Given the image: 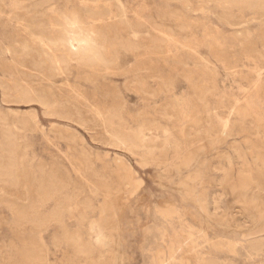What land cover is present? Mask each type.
<instances>
[{"label":"rangeland","instance_id":"rangeland-1","mask_svg":"<svg viewBox=\"0 0 264 264\" xmlns=\"http://www.w3.org/2000/svg\"><path fill=\"white\" fill-rule=\"evenodd\" d=\"M8 137L21 184L0 181V264L31 238L48 264H153L173 232L190 238L189 264H264V191L238 188L264 189L249 155L264 156V3L0 0V158ZM47 173L73 194L65 227L38 235L9 204Z\"/></svg>","mask_w":264,"mask_h":264},{"label":"bare ground","instance_id":"bare-ground-1","mask_svg":"<svg viewBox=\"0 0 264 264\" xmlns=\"http://www.w3.org/2000/svg\"><path fill=\"white\" fill-rule=\"evenodd\" d=\"M97 1V0H96ZM215 1V0H214ZM239 1V0H238ZM252 1V0H251ZM254 1H258L261 3H264V0H254ZM225 2V1H224ZM234 2V1H233ZM242 2V1H241ZM249 3V2H248ZM251 3V2H250ZM186 5V4H185ZM248 5V4H247ZM249 6V5H248ZM256 7V6H255ZM244 8V7H242ZM247 8V6H246ZM249 8V7H248ZM222 9V8H221ZM260 10V9H259ZM96 13H98L97 11H95ZM172 12V11H171ZM224 13V12H223ZM118 14V13H117ZM219 16V15H218ZM118 17V16H117ZM122 17V16H121ZM104 18V17H103ZM231 20V18H230ZM40 23V22H39ZM142 23V22H141ZM143 24V23H142ZM52 27V26H51ZM56 27V26H55ZM30 33V32H29ZM96 34V33H95ZM103 36V35H102ZM114 36V35H113ZM116 36V35H115ZM127 38V37H126ZM129 39V38H128ZM162 39V38H161ZM160 39V40H161ZM110 40V39H109ZM125 40V39H124ZM123 41V40H122ZM127 41V40H126ZM125 41V42H126ZM163 41V39H162ZM152 42V41H151ZM156 42V41H155ZM154 42V43H155ZM42 43V42H41ZM129 43V42H128ZM132 43V42H131ZM100 44V43H99ZM130 44V43H129ZM128 44V45H129ZM136 44V43H135ZM157 44V43H156ZM153 45V44H152ZM123 46V45H122ZM131 46V45H130ZM137 46V44H136ZM135 46V47H136ZM158 46V45H157ZM156 46V47H157ZM76 47V45H72L71 49L74 51V48ZM153 47V46H152ZM50 49V48H48ZM91 49V48H90ZM98 50V49H97ZM51 51V50H49ZM106 51V50H105ZM54 53V52H53ZM52 53V54H53ZM71 53V52H70ZM83 53V52H82ZM67 54V52H66ZM74 55V54H72ZM77 55V54H76ZM55 56V55H54ZM57 56V55H56ZM59 56V55H58ZM54 58V61L57 63H60L59 59ZM68 56V55H66ZM70 56V55H69ZM261 56V55H260ZM60 57V56H59ZM81 57V55H80ZM79 57V58H80ZM82 58V57H81ZM87 58V57H86ZM85 58V60H86ZM102 58V56H101ZM112 58V57H111ZM75 59V58H74ZM84 59V58H82ZM94 59V58H93ZM51 60V59H50ZM43 61V60H42ZM41 61V62H42ZM67 61V60H66ZM90 61V59H89ZM92 61V60H91ZM97 62V59L95 60ZM94 61V62H95ZM102 61V60H101ZM39 62V61H38ZM87 62V60H86ZM93 62V63H94ZM109 62V61H108ZM53 63V62H52ZM88 63V62H87ZM56 64V63H54ZM91 64V62H90ZM112 64V63H111ZM40 65V64H39ZM90 66V65H89ZM39 67V66H38ZM59 68V67H58ZM50 69V68H49ZM58 70V69H57ZM257 83V82H256ZM207 90V89H206ZM19 91V90H18ZM210 91V90H209ZM147 92V91H146ZM41 94V92H40ZM39 94V95H40ZM36 97V96H35ZM41 97V95L39 96ZM43 98V97H42ZM206 100V99H205ZM40 101V100H39ZM42 101V100H41ZM52 107V106H51ZM115 108H113L114 110ZM56 114V113H55ZM106 118V117H105ZM119 118V117H117ZM108 120V119H106ZM111 120V119H110ZM225 121V120H224ZM105 122V121H104ZM107 123V124H106ZM104 124H106V126L110 125L108 122H106ZM126 125V124H125ZM105 126V125H104ZM122 126V125H121ZM109 128V127H108ZM123 128V127H122ZM108 130V129H107ZM110 130V128H109ZM108 130V131H109ZM124 131V130H123ZM129 131V130H128ZM132 131V130H131ZM131 131H129L131 133ZM9 134V131H7ZM111 132V131H110ZM113 132V131H112ZM125 132V131H124ZM135 132V131H134ZM115 133V132H114ZM137 133V132H136ZM135 133V134H136ZM171 133V132H170ZM223 133V132H222ZM2 134V133H1ZM5 134V133H4ZM113 134V133H112ZM127 134V132H126ZM138 134V133H137ZM12 135V134H11ZM110 135V134H109ZM190 134L187 133L184 136L185 141L188 140V136ZM211 136L216 135V132H212V134H210ZM8 136V135H7ZM6 136V137H7ZM112 136V135H111ZM138 136H140L138 134ZM137 136V137H138ZM13 137V136H11ZM5 138L7 139V141L5 142V145L2 146L3 149V155L0 158V181L1 183L5 186H13V187H17L21 184V180L18 176V174L16 173L17 171V167H18V155L16 152V145L14 140L11 138ZM129 137V136H128ZM126 137V138H128ZM136 136H134V140L137 138H135ZM4 138V137H3ZM110 138V137H109ZM112 138V137H111ZM119 138V137H117ZM123 138V137H122ZM114 139V137H113ZM212 139V138H210ZM132 139H130L129 142H131V146H136L137 145H132ZM138 140V139H137ZM141 140V139H140ZM139 140V141H140ZM126 143V140H124ZM209 142V141H208ZM119 143V142H118ZM124 143V144H125ZM181 143V141H180ZM113 144V143H112ZM123 144L122 140H121V145ZM129 144V143H128ZM138 144V143H135ZM166 145V144H165ZM174 145V144H173ZM179 143L175 146L177 147V151L179 149ZM163 146V145H162ZM130 147V146H128ZM128 147L126 149H128ZM181 147V146H180ZM241 147V146H240ZM132 148V147H131ZM141 148V147H140ZM1 149V148H0ZM154 149V148H153ZM147 150V149H146ZM149 150V149H148ZM233 150L235 152V154L237 155V157H243L239 146L234 145L233 146ZM131 151V150H130ZM81 152V151H80ZM176 152V151H175ZM174 152V153H175ZM147 153V152H146ZM145 153V154H146ZM250 157L251 159L257 163V161H261L262 163H264V156L262 154V152H260L259 150H251L250 152ZM82 156V154H81ZM89 157V156H88ZM89 159V158H88ZM227 159L229 160V158L227 157ZM88 161V160H87ZM89 162V161H88ZM118 162V161H117ZM86 164V163H85ZM120 164V162H119ZM130 164V163H129ZM87 165V164H86ZM124 165V164H122ZM121 165V167H122ZM88 166V165H87ZM91 168V167H90ZM124 168V167H123ZM122 168V169H123ZM125 169H127V171L129 170V167L125 166ZM124 170V169H123ZM40 172V170H38ZM134 172V171H133ZM48 175L43 176L42 174L37 177V178H27L25 177V181H23V187L25 188L26 191L29 190V187L31 188V194H29L28 192L25 191V198H26V202L20 205H14V204H9L10 205V209L12 210L13 214H14V220H15V226H23V225H30L29 228L31 231H34L35 234L41 235V233L44 231L45 228H47L50 225H56L61 223V225H64V221H63V215L65 210L67 209V204L68 201L71 198V193L70 191L67 189L66 184H62L61 181L54 175V174H49ZM101 176V175H100ZM132 176V175H131ZM103 177V176H102ZM247 177V176H246ZM133 178L130 177V175H125L122 179V183L127 185L129 181H132ZM34 183V185L32 186V183ZM239 189L241 190H247V193L250 195V199L255 201L256 200V192H260V191H264L263 188L260 187L259 183L255 182L252 178H248L247 181H239ZM232 192L235 191V185H233L231 187ZM73 194V193H72ZM38 199V201H36V199ZM74 198V197H73ZM50 200H53V205L51 210L45 215L40 211V204L42 203H46ZM161 203V202H160ZM122 206V205H121ZM214 206V205H213ZM161 207V206H160ZM71 208V207H70ZM174 208V207H173ZM93 209V208H92ZM172 207L171 206H166L160 208V212H162L165 215H171L172 214ZM68 210V209H67ZM159 210V209H158ZM68 212V211H67ZM82 219V217H81ZM83 219H85L83 217ZM14 224V223H13ZM63 227V228H64ZM62 228V227H61ZM65 230V229H64ZM262 230H264V223L262 224ZM63 231V230H62ZM77 231V230H76ZM63 233V232H62ZM188 234V233H187ZM244 235V234H243ZM81 236V235H80ZM41 237V236H40ZM62 237V236H61ZM188 237V236H187ZM187 237L184 234H181L179 232H173V234L171 236H169L168 240L166 241V245H167V257H163V252L160 251V253L157 252L156 257L153 260V264H189L187 260H185L184 258L179 256V253H188L190 251V248L188 247V240ZM63 238H65L66 240H69L73 243L76 254L77 253H81V254H85V256L87 253L89 254V249L87 246H84L78 238L76 237H72V235H70V233H68L66 230L63 234ZM189 238V237H188ZM41 239V238H40ZM39 239V240H40ZM190 239V238H189ZM24 240V239H23ZM59 240V239H58ZM60 241V240H59ZM68 241V242H69ZM58 242V241H57ZM23 243V242H22ZM21 243V244H22ZM55 243V241H54ZM53 243V244H54ZM86 243V241H85ZM71 244V243H69ZM228 244V243H227ZM234 244V243H233ZM59 245V244H57ZM56 245V246H57ZM72 245V246H73ZM86 245V244H85ZM91 245V244H89ZM18 246V245H17ZM200 247V246H199ZM234 248V247H233ZM92 250V249H91ZM73 252V251H72ZM17 254H19L20 259H17L16 261H18L16 264H48L46 262V258H44L42 256V251L40 249V245L39 242L35 239H29L27 241H24L23 245L17 248ZM75 254V252H74ZM46 257V256H45ZM16 259V258H15ZM15 261V260H14ZM15 261V262H16ZM202 261V260H201ZM14 263V262H13ZM203 263V261H202Z\"/></svg>","mask_w":264,"mask_h":264}]
</instances>
